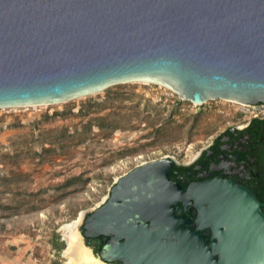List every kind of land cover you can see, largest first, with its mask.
Wrapping results in <instances>:
<instances>
[{"label":"water","instance_id":"1","mask_svg":"<svg viewBox=\"0 0 264 264\" xmlns=\"http://www.w3.org/2000/svg\"><path fill=\"white\" fill-rule=\"evenodd\" d=\"M137 82L195 104L263 105L264 0H0V109ZM173 165L160 159L117 180L78 232L92 257L264 264V213L254 194L220 178L183 189L170 179ZM95 238L97 255L85 243Z\"/></svg>","mask_w":264,"mask_h":264},{"label":"rangeland","instance_id":"2","mask_svg":"<svg viewBox=\"0 0 264 264\" xmlns=\"http://www.w3.org/2000/svg\"><path fill=\"white\" fill-rule=\"evenodd\" d=\"M254 114L224 100L195 106L141 82L0 109V264H65L63 226L76 221L78 233L119 178L160 159L187 166Z\"/></svg>","mask_w":264,"mask_h":264},{"label":"flooded vegetation","instance_id":"3","mask_svg":"<svg viewBox=\"0 0 264 264\" xmlns=\"http://www.w3.org/2000/svg\"><path fill=\"white\" fill-rule=\"evenodd\" d=\"M256 116L241 127H229L211 141L192 163L187 166L173 165L170 179L186 189L194 182L215 178L228 180L251 191L261 204L264 213V107ZM180 205L178 206V208ZM187 217L192 208L183 211ZM100 240V241H99ZM93 250L101 246L102 239H85Z\"/></svg>","mask_w":264,"mask_h":264},{"label":"bare ground","instance_id":"4","mask_svg":"<svg viewBox=\"0 0 264 264\" xmlns=\"http://www.w3.org/2000/svg\"><path fill=\"white\" fill-rule=\"evenodd\" d=\"M234 103L243 107L248 106L237 102ZM77 224L78 223L75 221L63 226V230L65 231L64 240L66 243V247L63 251V256L66 258L65 264H103L97 259H94L90 251L82 245L81 239L76 232Z\"/></svg>","mask_w":264,"mask_h":264},{"label":"built area","instance_id":"5","mask_svg":"<svg viewBox=\"0 0 264 264\" xmlns=\"http://www.w3.org/2000/svg\"><path fill=\"white\" fill-rule=\"evenodd\" d=\"M216 101H219V100H209V101H207V102H205V103H202V104H194L193 103V105H195V106H201V105H203V104H206V103H208V102H216ZM221 101V100H220ZM246 107H252L256 112H258V110H259V108L261 107H264V104L263 105H256V106H252V105H248V106H246ZM257 115L256 114H254L253 116H252V118H255Z\"/></svg>","mask_w":264,"mask_h":264},{"label":"trees","instance_id":"6","mask_svg":"<svg viewBox=\"0 0 264 264\" xmlns=\"http://www.w3.org/2000/svg\"><path fill=\"white\" fill-rule=\"evenodd\" d=\"M170 177H171L172 179L175 178V177H174V174H173L172 172H170ZM80 231H82V228L80 229ZM99 241H100V240H99ZM86 245L89 246L88 243H86ZM57 249H58V250L61 249V246H60V247H57ZM99 249H100V246H97V247H95V248L92 250L93 253H94V255H97ZM114 264H119V263H114Z\"/></svg>","mask_w":264,"mask_h":264}]
</instances>
